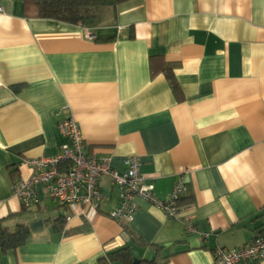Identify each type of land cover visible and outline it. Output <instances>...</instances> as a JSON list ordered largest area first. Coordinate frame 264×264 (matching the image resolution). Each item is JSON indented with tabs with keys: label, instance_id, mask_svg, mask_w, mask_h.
<instances>
[{
	"label": "crops",
	"instance_id": "crops-1",
	"mask_svg": "<svg viewBox=\"0 0 264 264\" xmlns=\"http://www.w3.org/2000/svg\"><path fill=\"white\" fill-rule=\"evenodd\" d=\"M0 5V228L43 221L23 245L0 249V264H123L108 256L125 247L140 261L213 264L216 248L259 234L264 0H126L94 27L32 15L23 0ZM69 117L119 173L137 156L159 198L183 178L197 231L149 202L131 221L113 217L120 196L109 176L99 208L51 206L45 195L25 207L13 193L30 174L21 162L56 156Z\"/></svg>",
	"mask_w": 264,
	"mask_h": 264
},
{
	"label": "built area",
	"instance_id": "built-area-1",
	"mask_svg": "<svg viewBox=\"0 0 264 264\" xmlns=\"http://www.w3.org/2000/svg\"><path fill=\"white\" fill-rule=\"evenodd\" d=\"M3 11L0 5V12ZM58 129L66 141L56 156L26 158L21 162V165L29 167L30 174L15 181L13 193L25 207L39 205L45 195L71 209L79 205L99 208L106 200L99 182L103 176H109L120 196V205L113 211V217L131 221L140 208V202H149L163 210L168 218L180 219L187 232L197 231L192 220L184 214L181 204L188 192L183 178L176 181L165 198H159L154 192V184L148 183L141 173V162L137 156L126 158V170L119 173L112 168L110 159L99 158L89 152L81 126L74 118L59 121ZM262 260L264 227L243 246L231 250L216 248L213 264H256Z\"/></svg>",
	"mask_w": 264,
	"mask_h": 264
},
{
	"label": "trees",
	"instance_id": "trees-1",
	"mask_svg": "<svg viewBox=\"0 0 264 264\" xmlns=\"http://www.w3.org/2000/svg\"><path fill=\"white\" fill-rule=\"evenodd\" d=\"M123 1L126 0H23L25 8L32 15L91 27L107 23L112 16L115 17L116 6ZM167 77L174 91L177 92L178 85L172 70L167 71ZM57 221L55 226L63 227V215ZM31 233L30 225L24 223H19L14 230L0 228V249L7 251L23 245ZM108 258L112 261L120 260L123 264H135L133 252L129 247L112 252ZM139 264L157 263L156 260L143 259Z\"/></svg>",
	"mask_w": 264,
	"mask_h": 264
},
{
	"label": "water",
	"instance_id": "water-1",
	"mask_svg": "<svg viewBox=\"0 0 264 264\" xmlns=\"http://www.w3.org/2000/svg\"><path fill=\"white\" fill-rule=\"evenodd\" d=\"M43 225V221L39 220V221H35L33 223L30 224V227L34 230H36L38 227ZM133 256H134V262L135 264H138L140 262V260L138 259V253L137 252H133Z\"/></svg>",
	"mask_w": 264,
	"mask_h": 264
},
{
	"label": "rangeland",
	"instance_id": "rangeland-1",
	"mask_svg": "<svg viewBox=\"0 0 264 264\" xmlns=\"http://www.w3.org/2000/svg\"><path fill=\"white\" fill-rule=\"evenodd\" d=\"M60 203L58 201L54 202V201H50V205H54V206H58Z\"/></svg>",
	"mask_w": 264,
	"mask_h": 264
}]
</instances>
